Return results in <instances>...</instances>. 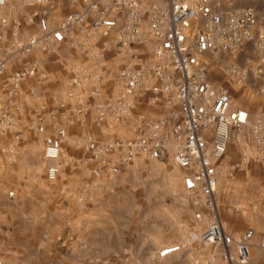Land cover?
I'll return each mask as SVG.
<instances>
[{"label": "built area", "instance_id": "obj_1", "mask_svg": "<svg viewBox=\"0 0 264 264\" xmlns=\"http://www.w3.org/2000/svg\"><path fill=\"white\" fill-rule=\"evenodd\" d=\"M23 2L31 10L28 23L36 22L39 35L22 39L20 20L0 19V34L11 36L0 47V76L10 57L27 60L8 74L0 94V132L17 127L24 83L48 79L35 55L53 53L60 45L78 51L83 63L72 70L67 91L52 108L40 103L31 123L43 136L46 180L54 183L61 174L67 129L91 119L98 134L88 132L82 139L79 162L92 180L84 187L118 175L137 158L171 160L183 189L200 208L195 220L203 224L208 218V227L193 229L180 243L161 249L158 260L205 244L220 248L228 263L248 264L256 234L248 230L235 240L225 231L216 192L230 145L240 142L233 133L246 129L251 116L233 107L226 86L210 79L208 58L246 55V66L230 63L226 76L243 81L253 75L264 81V16L252 7L226 11L222 0H68L75 10L51 29L52 0ZM6 6L7 0H0V9ZM250 50L258 53L256 61L248 56ZM111 84L117 95L106 98L103 91ZM262 127L253 128L257 145L262 144ZM1 153L14 152L0 150V160ZM258 245L264 251V230Z\"/></svg>", "mask_w": 264, "mask_h": 264}, {"label": "rangeland", "instance_id": "obj_2", "mask_svg": "<svg viewBox=\"0 0 264 264\" xmlns=\"http://www.w3.org/2000/svg\"><path fill=\"white\" fill-rule=\"evenodd\" d=\"M55 3L49 18L51 29L75 10L68 0H55ZM222 7L229 12L252 7L264 16V0H222ZM30 15L31 10L25 7L23 0H7V6L0 9V19L22 22V39L39 35L36 22L28 23ZM0 38V47H4L11 36L1 33ZM54 50L35 55L34 59L41 63L48 79L44 84L36 80L24 83L17 127L0 132V150L14 152L1 153L0 204H5L7 212L0 215V241L4 234H9L6 239L12 240L13 231L21 233L22 264H231L223 260L220 248L205 244L194 245L189 251L167 260L157 259L161 249L180 243L193 229L200 230L202 224L195 220L200 208L183 189L181 173L171 160L157 162L137 158L122 167L118 175L101 179L95 187H84L83 182L92 180L87 167L79 162L83 158L82 139L88 132L98 134L91 119L84 126L67 129L68 138L60 158L61 174L54 183L46 180L43 136L32 129L31 123L40 103L52 108L65 94L72 70L83 63L79 52L66 45ZM257 55L253 50L248 52L255 61ZM216 57L208 58L210 79L229 89L234 108L249 110L253 127L263 124L261 145L256 144L250 128L251 132L242 129L239 134L233 133L234 138L240 135L243 142L230 145L223 162L226 169L219 177L216 192L217 203L227 209L226 217L221 220L225 231L239 240L248 230L242 216L247 210L245 216L251 218L249 224L258 245L264 229V81L253 75L243 81L226 76L228 64L246 66V55L219 54ZM25 62L27 60L15 56L9 58V67L0 76L1 95L5 93L8 74ZM103 94L112 98L117 90L111 84ZM239 95L242 98L237 99ZM141 110L153 109L143 107ZM59 119L62 121L63 117ZM10 193H14L12 198H9ZM203 220L209 225L208 218ZM2 247L0 262L5 264L8 260L9 264H17L12 251ZM256 249L261 256L248 264H264V251Z\"/></svg>", "mask_w": 264, "mask_h": 264}, {"label": "crops", "instance_id": "obj_3", "mask_svg": "<svg viewBox=\"0 0 264 264\" xmlns=\"http://www.w3.org/2000/svg\"><path fill=\"white\" fill-rule=\"evenodd\" d=\"M20 1V0H19ZM22 1V0H21ZM52 4H53V7H55L56 3H55V0H52ZM222 207V208H221ZM245 209V208H244ZM218 211H219V216L222 220V218L226 217V214H227V209H226V206H223V205H219L218 204ZM7 212L6 210V206L4 203H1L0 204V215L3 216L5 215V213ZM240 212V211H239ZM237 212L239 215L240 213ZM247 210H245L242 214V216L244 217L245 219V222H244V226L246 229L248 230H251V226L249 224L251 218L248 217L246 218L247 216H245ZM205 216H207V213L204 212ZM250 218V219H249ZM204 224V225H203ZM200 228L203 229L204 227L206 228L208 225H207V222L206 223H203ZM260 229L263 227L260 226L259 227ZM247 230V231H248ZM264 230V229H263ZM11 234V233H10ZM4 239L2 241H0V246H3V248H5L6 251H9L11 250L12 253L14 254V260H17V264H22V257H21V251H22V241H21V233L20 232H16V231H13V234L11 235V237H13L12 240H8L9 238V234H4ZM6 237L8 239H6ZM256 246L253 245L252 248H255ZM11 248V249H10ZM251 248V250H252ZM17 255V256H15ZM3 264V263H2ZM5 264H9V261L7 260ZM15 264V263H14Z\"/></svg>", "mask_w": 264, "mask_h": 264}, {"label": "bare ground", "instance_id": "obj_4", "mask_svg": "<svg viewBox=\"0 0 264 264\" xmlns=\"http://www.w3.org/2000/svg\"><path fill=\"white\" fill-rule=\"evenodd\" d=\"M240 98H242L240 95L237 96V99H240ZM248 111H249V110H248ZM248 111H247V112H248ZM248 113H249V112H248ZM249 114H250V113H249ZM248 128H250L251 131L253 132V128H254V127H253L251 121H250L248 127L246 128V129L249 131ZM251 131H249V132H251ZM238 134H239V132H238ZM238 137H240V142H238V143L241 144V143L243 142V138H242L240 135H239ZM171 177H172V176H171ZM195 202H196V201H195ZM184 204H185V203H184ZM254 245H255L256 247L260 248L259 245H257L256 240H255ZM256 247H255V248H252V250L250 251V253H251V258H250V260H251V261H256V260H258L259 257L261 256V252H260L258 249H256Z\"/></svg>", "mask_w": 264, "mask_h": 264}]
</instances>
